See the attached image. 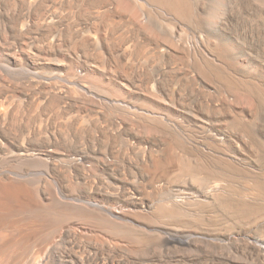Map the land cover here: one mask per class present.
<instances>
[{
    "label": "rangeland",
    "instance_id": "374dc122",
    "mask_svg": "<svg viewBox=\"0 0 264 264\" xmlns=\"http://www.w3.org/2000/svg\"><path fill=\"white\" fill-rule=\"evenodd\" d=\"M210 5L212 3L209 2ZM240 7L238 10L242 12L233 13V16H230L231 20L227 24L228 26L224 27L227 28L224 31L228 35L237 34L238 39L236 41L229 36L221 35L213 28V33L216 34L217 32L218 36H213L211 41L222 40L220 41L222 48L216 46L217 50L214 45L210 46V50L214 49L218 52L220 59L218 67L213 66L216 69L212 68L214 72H217L214 76L206 73L207 71L203 72L205 76L200 73L197 75L194 69H190L191 72L189 69L187 71L191 73L190 77H196L198 81L194 79L193 81L188 75H184L183 70L189 68L186 65H189V62L193 64L187 53L184 55L182 53L175 54L179 55L178 58L182 57L183 60L177 61V57L172 59L173 62L168 60L170 67L178 66L179 69H183L182 72L180 71L182 73L180 75L183 77L179 75L178 80L175 79L171 87L173 94L171 98L166 95L168 92L163 95L155 94L153 91L152 93L146 92L143 87V76L134 78L130 75L135 71H140V73L144 70L153 72L160 65V61L151 60L147 55H137V58L135 56L131 61H127L128 68L122 72V68L119 69L118 76L106 71L105 74L103 71L90 70L81 75L85 77L87 74L85 78H73L74 75L72 77L70 71L63 70L61 74L63 78L66 75L64 78H67L66 82L62 81L61 76V78H57V82L61 87H69L71 100L75 102L74 105L77 103L75 107L78 109L74 107L71 101H68L64 103L66 106L62 104L63 106L60 107V110L65 108L67 110L65 112L69 113L70 116L66 114L68 115L66 119H64L66 115L63 111L65 116L61 115L62 112L58 115L52 113L54 116L50 113L45 114L46 116L44 114L39 115L36 126L41 131L42 137L47 135L49 138L47 137V143L44 141H41L42 143L34 142L31 143V147L41 155L46 151L53 149L57 151L58 149L57 152L61 154L73 156L74 147L86 149L89 156H87L89 162L86 164L88 171L74 169L70 171L68 165L59 163L61 174L59 173L60 176L58 175V177L48 172L47 161H33L27 164V169L35 173L38 180L35 185L31 186V189L27 190L26 198L33 201L42 192L41 199L45 206L35 209L32 214H27L28 216H25L21 222H17L18 224L15 222L13 230L10 229V237L19 242L25 239L23 242L25 244L28 242V245L25 246H30L31 251L33 250V253H30L29 250L30 255L36 257H42V254H45L46 250L51 247L50 244L64 246L66 242L64 246L66 247L72 240L67 236L69 235L68 231L72 230L81 236V238L79 237L81 244L97 245L98 247L101 246L102 249L105 247L103 249L104 254L102 253L104 256L101 254L102 259L105 257V262L108 261H106L108 259L106 257H112L111 261L117 264H264V21L262 20L264 16L256 11L250 12L249 9L245 11V8ZM123 9L125 10V8ZM210 10H212L211 7L207 14ZM228 11L222 6L213 10L218 22L217 27L226 23L229 16ZM106 15L108 17L103 15L105 20L102 19L107 24L119 22L117 24L122 25L131 18L129 13H126V18L129 20L120 15H110V13ZM202 16L206 17V14H202ZM112 20L116 21L111 22ZM261 22L263 23L261 24ZM186 27L185 24L183 29ZM121 28L116 30L118 36L126 30V28ZM173 28L170 26L167 28L168 30L166 29L167 31L164 29L162 31L156 30L150 34V37L152 36L150 41L158 39L166 45L167 43L164 41L168 37L165 33H172ZM221 28H223L222 25ZM247 30L252 36V40L251 43L245 45L239 36ZM185 34V30H183V32L180 31L175 35L179 44L180 36H185ZM189 37L192 38V36ZM185 55H187L186 58ZM135 59H137L136 63L138 62L139 66L141 64L142 67L135 63ZM175 59L176 61H174ZM151 66H153L152 69ZM18 74L20 73H16V75ZM14 77H16L15 74L11 79L13 78L15 81ZM180 78L186 79L181 81ZM68 79H70L69 83ZM79 79H81L79 82L84 86V89L75 84L76 80L78 82ZM130 81L135 84V87H124L123 83L126 84ZM19 95L17 98H21L20 101L25 99L23 94ZM36 96L37 99L41 98L40 95ZM172 99L175 102H171ZM41 100L39 99V101ZM69 102L72 108L69 107ZM80 105H82L81 108ZM36 107L37 105L35 108H29V110H36ZM68 108H71L70 112H68ZM33 112H30L31 116ZM71 114L73 118H71ZM59 115L62 118L60 116V120H55ZM47 116H52V118ZM158 117L164 121H158ZM70 118L75 127L70 123ZM41 119L46 120V122L48 120L53 121L51 127L48 128L49 130H46V123L42 122ZM68 119L69 124L67 123ZM112 120L113 123H111ZM40 121L42 125H40ZM56 122L57 124H55ZM89 122L91 126L93 125L92 127ZM39 125L40 127H38ZM70 125H72V129H69ZM60 127H68L63 128L69 131L67 134L64 133L68 136L63 135L64 130L61 131ZM58 130L60 131L58 132ZM60 135L61 137L64 136L66 141ZM112 135L113 137L116 136L113 141H111ZM67 137L72 138L67 140ZM70 140L73 143H70ZM49 141L51 142L50 145ZM148 149L149 151L152 150V158L159 159L160 163H165L169 159L168 167L170 162L174 161L172 162V164L174 163L173 168L168 170V167L165 166L167 171L165 169L163 174L168 175L165 174L160 181L152 184L148 183L149 179H147L146 171H144L152 170L151 166L144 165L147 160L144 154ZM108 151L111 152L112 156L114 155V158L111 159L118 161L121 169V164L124 165L123 161H130L133 164V169H130L131 173H128L130 174L128 175L129 181L135 182L136 186L143 183L141 187L139 186V192L145 197L147 195L146 198H148L149 204L145 205L146 208L144 206L147 211L145 214L141 215L140 211H135L137 214L134 211L128 213L132 228L122 227V225L120 227L115 225V227L113 223L106 222L104 217L94 214L90 216V213H86L80 207L79 202H67L63 199L65 195L74 194L77 199L86 201L89 192L85 189V181L95 180L96 177L108 179V175L105 174L108 172H103L102 168L101 170L98 169L97 162L94 161L104 157ZM103 153L104 155H101ZM93 156L95 157L93 158ZM152 158L150 161H153ZM185 169L188 171L184 172ZM127 171L125 170V172ZM132 173L137 175L132 177L133 179L131 178L134 175ZM82 176L84 177L81 178ZM86 177L89 179L88 181ZM84 179L86 180L84 181ZM137 181L139 182L137 183ZM47 182H52L56 193L60 190V193L58 192L60 200L51 197V189ZM212 187L217 188V190L211 191ZM98 195L96 201L101 206L109 207L118 204V207L120 205L114 197ZM44 196L46 197L44 198ZM109 224L111 225L109 226ZM112 226H114L113 229ZM19 235L23 236L20 237ZM23 246L20 244L17 246L15 243L12 248L7 250L8 252L5 251L4 253L8 255V263L2 261L1 256L0 264H21L19 259L24 255L22 254ZM32 246L35 249H32ZM111 248L120 251L118 256L115 254L110 255L111 257L108 256L111 252L108 251L109 253H107L106 250ZM27 249L25 247V251ZM77 250L79 249L76 248L75 251L78 252ZM65 259L63 258V260Z\"/></svg>",
    "mask_w": 264,
    "mask_h": 264
},
{
    "label": "bare ground",
    "instance_id": "6f19581e",
    "mask_svg": "<svg viewBox=\"0 0 264 264\" xmlns=\"http://www.w3.org/2000/svg\"><path fill=\"white\" fill-rule=\"evenodd\" d=\"M209 2L210 4L212 3V5L209 6ZM220 6L225 7L229 10L227 12V14L229 15L228 20L226 19V23L221 24L223 28H221V25L217 27L218 22L216 21V16L213 12L214 9L217 10ZM240 6H242V9L245 8V11L249 9L250 12L256 11L257 13H260L262 14V16H264V0H0V257L2 256V261H7L6 263H8V255L4 253L5 251L8 252L7 250L12 248V246H14V244L16 243L17 246L18 244H20V246L24 245L22 252V254L24 255L21 257V259H19L21 264H117L116 262L111 261L112 257L110 255L119 254L120 251L118 249L111 248L110 250H106L107 253H109L108 251L111 252V254H108V256H110L111 258L106 257L108 258L106 259V261H108L105 262V257H103L104 259L101 258V254L103 253V249H105V247H103L102 249L100 248L101 246L98 247L96 244V246L81 244V240L79 242V237L81 238V236H78V233L73 232L72 230L68 231L69 235H67L69 238L72 239L71 242L68 243V247H64L66 245V242L64 243V246L50 244L51 247L46 250L47 252L45 254H42V257H36L34 255L32 256V254L30 255V253H33V250L31 251V248H29L30 246H25L28 243L27 242L25 244L23 242L25 239L19 242L17 241V239L10 237V229L13 228L15 222L16 224H18L17 222H21L22 219H25V216H28L27 214H32L35 209L44 208L45 206L44 203H42L41 199V195L43 196L42 192H40L41 194H38L36 199L33 201H31L29 198H26V194L28 192L27 190L31 189V186L35 185L38 180L36 174L27 169V164H30L33 161H47L48 172L53 173L57 176L60 173V168L58 166L59 163L68 165L70 167V171H72L73 169L88 171L86 164L89 161H87L88 151H86V149L83 150L82 148L80 149L78 147H74L75 150L73 156L71 155V157L69 154H61L57 152V148V151L53 149L51 151H46L44 154L41 155V153L39 154L37 150L31 147V143H38L41 141L47 143L48 140L47 135L46 137H44L43 135L44 138L41 136L42 133L36 126L39 117L43 114L47 115V113H50V115L52 113L54 115H58L62 111L67 112L65 108H61L60 110L61 105L68 101H71L73 105L75 103L72 102L73 100H71L69 87H61L57 82V78H59L60 76L62 77L61 73L63 72V70L70 71L69 73L72 74V77L74 75L73 78L84 77L81 75L83 73L89 72L90 70L103 71L105 74L106 72H110L111 74L118 76V74L120 73L119 69L122 68L121 72L125 71L128 68V62L131 61L132 58H134L135 56L137 58V55H147L149 56L148 58L151 60H158V62L160 61V65L157 66L155 70H153V72H149L148 70H144L141 73L140 71H135L134 73H130V75H132L134 78L140 77L141 75L143 76V87L146 92L152 93L153 91V93L159 95H163L165 92H168L166 95L168 96V98H171L173 96L171 87L174 84L175 79L179 78V75L183 69H179L178 66H175V68L177 69L170 67L168 64V60L170 59L172 61L174 57H177V61L179 59L183 60L182 57L178 58L179 55L177 56L175 54L182 53L184 55L187 53V55L191 57L193 64L189 62L190 66L188 64L186 65L189 68H185L183 70L184 75H188V77H190L189 75L192 71L190 69H194L197 75L199 73L203 75V72L207 71L206 73L214 76L216 71L214 72L213 69L216 68H213V66L218 67L217 65L220 59L219 55L217 54L218 52L214 49L210 50V46L214 45L216 49L217 47L222 48V46H220V41L222 40L218 39L217 42L211 41L212 38L218 36L217 32L216 34L213 33V28L220 32L221 35L229 36L231 39L236 41L238 39L237 34H234L232 32L233 34L228 35L225 32V29L227 28L224 27L228 26L227 24L231 20L230 16H233V13L236 14L237 12L238 14L242 12L241 10H238ZM210 7L212 10H210V12H208L207 14V11ZM123 8H125V10ZM109 13L110 15H120L124 19L126 18V13H129L131 18L130 20L126 18L129 21H126L122 25L117 24L119 22H113L118 19L112 20L111 22L113 23L109 22L107 24L106 21H104V16H107L106 14ZM202 14H206V17H203ZM262 20L264 21V19ZM262 23L263 22H261V24ZM185 24L187 27L186 29H183ZM170 26H173L174 28L172 29V33H165V35H167L166 37H168V39L166 38L164 41L165 43H167L166 45L156 39V36V40H153L152 42L150 41V38L152 37H150V34H153L156 30H166ZM120 27H122L123 29L126 28V30H124V32L120 34V36H118L116 34V30ZM183 30H185L186 34L185 36H180L179 44V41H177L175 35H177V33L180 31L183 32ZM189 36H192V38H190ZM239 38L243 41L245 45L251 43L252 40V36L249 34L248 30L241 34ZM147 43L149 44L147 45ZM187 55H185V58L187 57ZM176 59L174 61H176ZM136 60L137 59H135V63ZM136 64L139 66L138 62ZM139 67H142L141 64ZM152 68L153 66H151V69ZM187 69H189L190 72H188ZM16 73L20 74L16 75ZM14 74L16 76L14 77L15 81L13 80V78L11 79ZM180 77L183 76L180 75ZM64 78H61L62 81H65L67 79ZM186 78H180L179 80L182 81ZM70 79H68V83ZM193 79L195 81L197 80L196 77H193L192 80ZM79 81H81V79H79L78 82L76 80L75 84L84 89V86H82ZM82 81H84V79ZM73 82L75 81L73 80ZM87 83L85 84L88 85ZM123 84L124 87H133L135 85L131 83V81L126 82V84ZM19 94H23L22 96L26 99V101H24L25 99L20 101L21 98H17L20 96ZM36 95H40L41 98L39 99H42V102L37 99L39 96ZM33 96H36L37 98H34ZM112 96L109 97L113 98ZM118 100L116 101L118 102ZM171 102H175L174 99H172ZM71 103L69 102V107H71ZM36 105L37 112L34 109H31L32 111L29 110V108H35ZM81 107L82 105H80V108ZM71 108H68V112L71 111ZM30 112H33V114L36 113V115L32 114L31 116ZM63 112L61 113V115L63 114ZM66 112L65 115H69V113ZM53 114L52 116H54ZM61 115L57 116V119L55 120H60L59 117ZM68 115L63 118L66 119ZM52 116L50 117L52 118ZM71 118H73V115L71 116ZM71 118L70 123L73 125V120ZM46 120L43 121V119H41L42 122L46 123L45 126L47 129L45 127L44 128L46 130H49L48 128L51 127L53 121L51 122L50 120H48L46 122ZM157 120L161 122L164 121L160 117H158ZM42 122L40 125H42ZM67 123L69 124V119ZM111 123H113V120ZM55 124H57V122ZM40 125L38 127H40ZM72 125H70L71 127L68 126L70 127L69 129H72ZM68 127L60 128L62 129L61 131H63V128L66 129ZM73 127L75 126L73 125ZM59 131L60 130H58V132ZM64 131L63 135L64 133L67 134V132H69L68 130ZM113 132L115 131L113 130ZM66 134L64 136H68ZM63 137L61 138L63 139ZM114 137L116 138V136ZM114 137L112 135L113 139L110 137V140L112 139L111 141H113L115 139ZM71 138L67 137V140ZM53 139L57 140L59 138L57 137L56 139L54 137ZM67 142L69 143V141ZM68 143L66 144L68 145ZM70 143L73 142H71L70 140ZM50 144L51 142L49 141V145ZM78 146L80 147V145ZM151 153L152 150L149 151L148 149L144 154L146 155L147 159L144 162V165L152 167V170L150 171L144 170L146 171V176L148 177L147 179H149L148 183L150 184H152L153 182H158L163 178V176L166 174H163L164 170L166 169L165 171H167V168H165V166L168 167L169 164V159L165 161V163H160L159 159L158 161L152 158ZM101 155H104V153ZM113 156L111 152L108 151V154L105 153L104 157L94 160L95 163L97 162L96 165L98 166V169L101 170L102 168L103 172H108L105 173L106 175H108V179L105 180V178L102 179L100 177H96L95 180H89L86 177L87 181L89 180L88 182H86V179H84L85 189L87 190V192H89V197L86 199V201L77 199L74 194L65 195L63 199L67 202H79V205H81L80 207L86 213H90V216L91 214H94L100 217H104V220H106V222L113 223L114 226L117 225V227H120V225H122V227L127 226V228H132L131 221L128 219V213L131 211H140L141 215L143 213L145 214L147 212L145 208L149 204L148 198H146L147 195L145 197L139 192V186L141 187L143 183H139L140 185L136 186L135 182H130L131 180L129 181L130 178H128V175L130 174L128 173H131L130 169H133V164L130 161H123L124 165L121 164V169L120 164H118L119 162L117 161V163L115 160L111 159L114 158ZM94 157L95 156H93V158ZM150 158H152L153 161H150ZM172 162L174 161L172 160ZM172 162H170L168 170L171 167L173 168L174 163L172 164ZM143 168L146 169L145 167ZM123 170L124 172L125 170L128 171L124 173ZM188 170L190 169L188 168ZM188 170L185 169L184 172ZM84 172H82V174H84ZM75 173L77 172L75 171ZM133 174L134 173H132V175ZM179 174L181 175V173ZM134 176L137 175L134 174L133 176H131V178ZM83 177L84 176H82L81 178ZM140 177L142 176L140 175ZM138 182L139 181H137V183ZM51 183L47 182L51 189V197L59 199L58 192L60 190L56 193ZM79 183L81 184V182ZM212 188L213 189H211V191L217 190V188ZM146 189L147 188H145V190ZM98 194H103L107 197H114L115 200L120 203V205L118 207V204H113L109 207L101 206L100 203L96 201V199L98 198ZM45 197L46 196H44V198ZM50 203L48 202V204ZM110 225L111 224H109V226ZM114 226H112V229ZM20 232L22 231L20 230ZM25 247L28 248L26 250L28 252L27 254L25 251ZM33 248L34 247L32 246V249ZM76 248L79 249L77 250L78 252L75 251ZM29 250L31 251L30 253ZM103 254L102 256H104ZM63 258H66L67 260H63Z\"/></svg>",
    "mask_w": 264,
    "mask_h": 264
}]
</instances>
